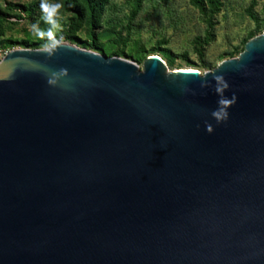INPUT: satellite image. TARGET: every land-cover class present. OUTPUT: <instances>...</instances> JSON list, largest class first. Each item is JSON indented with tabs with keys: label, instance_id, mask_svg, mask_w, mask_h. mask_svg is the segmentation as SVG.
<instances>
[{
	"label": "water",
	"instance_id": "water-1",
	"mask_svg": "<svg viewBox=\"0 0 264 264\" xmlns=\"http://www.w3.org/2000/svg\"><path fill=\"white\" fill-rule=\"evenodd\" d=\"M0 264H264V32L204 73L8 51Z\"/></svg>",
	"mask_w": 264,
	"mask_h": 264
},
{
	"label": "rangeland",
	"instance_id": "rangeland-1",
	"mask_svg": "<svg viewBox=\"0 0 264 264\" xmlns=\"http://www.w3.org/2000/svg\"><path fill=\"white\" fill-rule=\"evenodd\" d=\"M58 3L56 43L66 42L107 56L132 60L143 68L158 55L168 71L195 69L204 73L237 57L252 38L264 32V0H106L95 25L80 17L66 0ZM215 3V4H214ZM41 0H0V47L5 51L49 48L41 20Z\"/></svg>",
	"mask_w": 264,
	"mask_h": 264
},
{
	"label": "trees",
	"instance_id": "trees-1",
	"mask_svg": "<svg viewBox=\"0 0 264 264\" xmlns=\"http://www.w3.org/2000/svg\"><path fill=\"white\" fill-rule=\"evenodd\" d=\"M192 1L196 4H202V0ZM105 2L106 0H66V3L74 4V6H70L71 9H75L80 17H86L88 22H90L92 25H95L98 22ZM141 2L142 0H136L138 5H140ZM1 16H3L2 12H0V19Z\"/></svg>",
	"mask_w": 264,
	"mask_h": 264
},
{
	"label": "clouds",
	"instance_id": "clouds-1",
	"mask_svg": "<svg viewBox=\"0 0 264 264\" xmlns=\"http://www.w3.org/2000/svg\"><path fill=\"white\" fill-rule=\"evenodd\" d=\"M41 20L49 25L47 31L41 30L38 26L33 25V30L35 34L40 37H48L52 40L53 44L56 43L54 40V30H58L59 23H58V9L60 8V4L58 3H49L48 0H41Z\"/></svg>",
	"mask_w": 264,
	"mask_h": 264
},
{
	"label": "built area",
	"instance_id": "built-area-1",
	"mask_svg": "<svg viewBox=\"0 0 264 264\" xmlns=\"http://www.w3.org/2000/svg\"><path fill=\"white\" fill-rule=\"evenodd\" d=\"M8 53L2 47H0V61L4 58V56Z\"/></svg>",
	"mask_w": 264,
	"mask_h": 264
}]
</instances>
